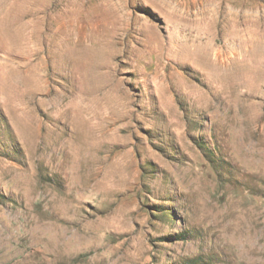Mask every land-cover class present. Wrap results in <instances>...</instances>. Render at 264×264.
<instances>
[{
  "label": "rangeland",
  "instance_id": "obj_1",
  "mask_svg": "<svg viewBox=\"0 0 264 264\" xmlns=\"http://www.w3.org/2000/svg\"><path fill=\"white\" fill-rule=\"evenodd\" d=\"M0 264H264V0H0Z\"/></svg>",
  "mask_w": 264,
  "mask_h": 264
}]
</instances>
